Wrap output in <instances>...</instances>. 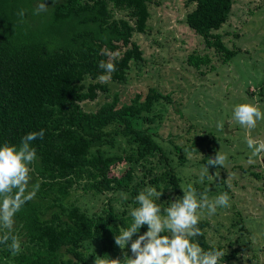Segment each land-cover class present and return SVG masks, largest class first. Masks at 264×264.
Listing matches in <instances>:
<instances>
[{
  "label": "trees",
  "instance_id": "16d2710c",
  "mask_svg": "<svg viewBox=\"0 0 264 264\" xmlns=\"http://www.w3.org/2000/svg\"><path fill=\"white\" fill-rule=\"evenodd\" d=\"M154 1L0 0V146L19 145L28 133L45 132L31 143L37 159L30 165L28 188L39 181V190L14 217L12 234L22 236V250L14 257L18 264H92L91 257L99 256L115 259L121 251L115 236L130 226L128 207L138 206L140 191L155 187L162 192L156 201L162 209L183 195L185 180L163 145L153 133L135 125L161 99L170 101V95L151 88L146 96L138 93L121 106L118 94L95 111L82 104L110 91L109 83L98 79L105 74L100 61L110 59L106 53L117 54L111 73L114 82L128 81L133 61L145 63L144 50L133 38L147 32ZM43 2L51 5L34 14ZM233 2L186 0L195 5L186 23L225 61L237 52L215 31L229 19ZM117 11H125L126 16H116ZM210 61L208 54L190 55L195 67ZM121 141L134 144L133 148L137 144V152H118ZM216 141L214 137L201 146L205 151L201 161L207 167L209 158L215 157L211 152L217 154ZM122 165L126 166L123 173L138 168L139 180L123 177L117 170ZM76 189L96 195L120 192L122 197L115 201L109 196L100 211L89 214L73 200ZM198 189L204 190L199 184ZM209 226V220L201 217L198 227L204 235L193 242L205 251L222 250V245L210 243ZM146 230L147 225L133 239ZM0 247L4 254L11 252L4 244ZM240 249L224 253L221 261L237 258Z\"/></svg>",
  "mask_w": 264,
  "mask_h": 264
},
{
  "label": "rangeland",
  "instance_id": "374dc122",
  "mask_svg": "<svg viewBox=\"0 0 264 264\" xmlns=\"http://www.w3.org/2000/svg\"><path fill=\"white\" fill-rule=\"evenodd\" d=\"M194 7L186 0L152 2L147 32L136 33L133 38L144 50L145 63L138 65L133 61L127 82L110 79V91L100 92L95 100L82 104L86 110L95 111L118 94L121 106L130 103L138 93L146 96L151 88L170 95V101L161 99L151 113L135 120L136 127L153 133L186 185L191 183L198 193L206 191L210 200L228 194L230 207L218 208L212 216L203 210L201 215L210 222L207 233L211 244L222 245L224 253L243 248L237 258L220 264H264V153L249 163L252 150L246 143L248 130L233 119L234 107L239 103H258L264 111V0H234L229 19L215 31L237 52L228 61L214 48H208L204 38L186 23L187 14ZM125 14L116 12L118 17ZM195 53L208 54L211 61L195 67L190 63V55ZM220 121L224 122L223 129L217 127ZM251 135L264 140V120L258 121ZM214 137L217 152L227 157L224 167L208 168L201 161L205 156L201 146ZM120 145L118 152H137V144L133 148L134 144L121 141ZM155 151L153 156H157ZM211 155L215 156L214 151ZM184 156L187 158L178 161ZM125 168L122 165L117 170L137 182L139 169L134 167L123 173ZM205 170V179L200 182V174ZM198 184L203 191H199ZM109 196L115 201L122 197L120 192L96 195L76 189L73 200L92 214L107 204ZM117 206L123 209L122 203ZM134 207H128L129 213ZM2 247L0 264H18L14 260L17 255L4 254ZM5 250L9 251L7 246ZM125 252L131 255L130 248L121 249L117 258L123 259ZM91 260L94 264V257Z\"/></svg>",
  "mask_w": 264,
  "mask_h": 264
},
{
  "label": "clouds",
  "instance_id": "9594fccd",
  "mask_svg": "<svg viewBox=\"0 0 264 264\" xmlns=\"http://www.w3.org/2000/svg\"><path fill=\"white\" fill-rule=\"evenodd\" d=\"M57 0H53L56 3ZM47 5L40 3L34 14L46 11ZM23 17V10L19 13ZM110 59L100 61L99 68L105 74L98 77L101 83H108L111 73L116 69L113 60L115 53H106ZM233 119L248 130L247 146L252 150L249 163L253 157L264 153V140L252 137L251 130L257 127L258 121L264 120V111L258 103L251 101L239 103L234 107ZM217 127L223 129L224 122L220 121ZM45 132H31L25 135L19 145L4 143L0 146V244L7 246L12 255H18L21 241L12 234L14 217L28 202L34 199L40 187L37 181L29 191L30 165L37 159V152L31 143L37 138H43ZM191 159V152L187 153ZM226 155L217 152L214 158L207 161L208 167H224ZM206 170L200 174L203 182ZM183 195L171 199V204L161 208L156 202L162 192L155 187H147L136 197L138 206L131 209V224L122 228L115 236V244L126 249L130 244L131 255L124 253L123 259H108L96 257L94 264H220L224 252L214 247L205 251L193 238L204 233L198 227L202 211L207 210L209 216L215 215L218 208L230 207L229 196L222 193L214 199H209L207 192L198 193L191 183L181 186ZM147 225L143 234L133 239L140 229Z\"/></svg>",
  "mask_w": 264,
  "mask_h": 264
},
{
  "label": "water",
  "instance_id": "95a60500",
  "mask_svg": "<svg viewBox=\"0 0 264 264\" xmlns=\"http://www.w3.org/2000/svg\"><path fill=\"white\" fill-rule=\"evenodd\" d=\"M212 158H214V157H212Z\"/></svg>",
  "mask_w": 264,
  "mask_h": 264
}]
</instances>
